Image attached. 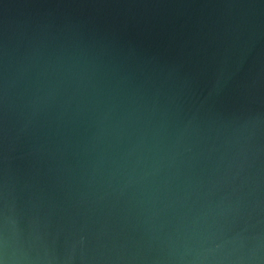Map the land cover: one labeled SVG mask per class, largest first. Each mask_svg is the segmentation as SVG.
<instances>
[{"label": "water", "instance_id": "water-1", "mask_svg": "<svg viewBox=\"0 0 264 264\" xmlns=\"http://www.w3.org/2000/svg\"><path fill=\"white\" fill-rule=\"evenodd\" d=\"M0 264H264V0H0Z\"/></svg>", "mask_w": 264, "mask_h": 264}]
</instances>
